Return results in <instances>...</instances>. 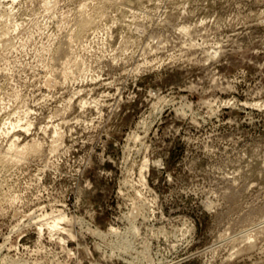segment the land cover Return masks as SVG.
<instances>
[{
	"label": "rangeland",
	"instance_id": "obj_1",
	"mask_svg": "<svg viewBox=\"0 0 264 264\" xmlns=\"http://www.w3.org/2000/svg\"><path fill=\"white\" fill-rule=\"evenodd\" d=\"M0 264H264V0H0Z\"/></svg>",
	"mask_w": 264,
	"mask_h": 264
},
{
	"label": "bare ground",
	"instance_id": "obj_2",
	"mask_svg": "<svg viewBox=\"0 0 264 264\" xmlns=\"http://www.w3.org/2000/svg\"><path fill=\"white\" fill-rule=\"evenodd\" d=\"M83 21H84V20H83ZM87 21H88V20H87ZM87 21L80 22V23H81V25H79V26H80V27H79V28H80V31L83 30L85 27H87L86 25L89 24V23H87ZM90 23H91V22H90ZM89 25H90V24H89ZM89 25H88V26H89ZM79 28H78V29H79ZM88 28H89V27H88ZM88 28H86V29H88ZM83 32H84V30H83ZM78 33H79V32H78ZM78 33H77V34H78ZM79 34H80V33H79ZM61 54H62V53H61ZM10 147H11L10 149H12V150L14 149V146H10ZM31 147H34V146H31ZM16 148H18V150H19V148L21 149V147H20V146L17 147V145H16L15 149H16ZM27 149H28L27 146H23V147H22V150L18 151V150L16 149L15 151H18L19 154H22V153H24L25 150H27ZM9 152H10V151H9ZM5 156H6V155H5ZM6 157H7V156H6ZM2 158H3V157H2ZM3 159H6V158H3ZM9 160H10V158H9ZM9 160H8V161H9ZM11 160H12V159H11ZM59 215H60V214H59ZM53 217H55V216H53ZM64 217H65V216H64ZM60 219H63V216H57L56 219L54 218V221H53L54 223H51V224L53 225V227H54V226H56V227L58 226V221H57V220H59V222H60V221H61ZM63 220H64V219H63ZM56 227H55V228H56Z\"/></svg>",
	"mask_w": 264,
	"mask_h": 264
}]
</instances>
